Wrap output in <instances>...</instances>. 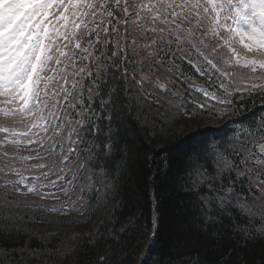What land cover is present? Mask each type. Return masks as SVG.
<instances>
[{
    "label": "snow or ice",
    "instance_id": "1",
    "mask_svg": "<svg viewBox=\"0 0 264 264\" xmlns=\"http://www.w3.org/2000/svg\"><path fill=\"white\" fill-rule=\"evenodd\" d=\"M133 93L172 123L195 122L180 125L192 135L177 146L190 178L193 156L214 157L215 174L201 165L191 183L195 237H177L152 264H264V0H0V203L83 216L85 193H103L97 206L107 205L139 159L122 134ZM256 98L260 108L235 120ZM163 191L153 186L149 207L120 233L157 239ZM145 211L150 231L138 223ZM26 215L0 220V242ZM250 243L261 245L251 258ZM97 247L90 233L72 251L84 252L75 264H125L140 250L122 242L114 256L90 257ZM9 255L4 243L0 257ZM133 264L148 261L141 253Z\"/></svg>",
    "mask_w": 264,
    "mask_h": 264
},
{
    "label": "trees",
    "instance_id": "2",
    "mask_svg": "<svg viewBox=\"0 0 264 264\" xmlns=\"http://www.w3.org/2000/svg\"><path fill=\"white\" fill-rule=\"evenodd\" d=\"M260 103L259 98L254 102L245 100L234 119H243L246 110H258ZM124 116L126 117L124 128L127 131H123L122 134L134 141V147L139 150V159L133 165L131 173H125L120 190L115 193L110 190L108 204L104 206H97L98 199L103 202V193H100L99 197L94 193H85L89 197V209L83 217L58 218L40 209L33 210L24 206L8 208L0 203V220L10 214L17 217L27 214L26 218L16 225L20 229L19 233L13 232L11 239L0 242V248L4 243L7 244L10 254L7 259L0 257V264H75L77 256L82 257L84 252L78 249L73 255L72 251L78 244L86 243L90 233L98 240V247L87 253L90 257L95 258L101 254L114 256L119 251L120 244L126 242L133 246L139 244L140 250L125 264H133L139 260L141 253L148 264H152L161 256L166 257L170 245L176 242L177 237L181 241L189 235L195 237L194 222L201 212L198 203L200 197L194 195L195 190L191 189L195 169L204 165L213 175L215 174L214 157L209 158L201 154L197 159L193 156L192 178L179 163L185 156L177 146L185 147L190 143L187 138L192 135L188 129L181 130L180 125L195 122L178 119L172 123L162 116L155 106L150 107L148 102L138 101L134 93L127 98ZM207 119L202 117L200 123L206 122ZM235 127L237 125L230 122L224 131L231 135L230 130ZM211 130L216 132L215 124ZM215 139L225 142L228 137L217 136ZM208 148L211 151V144ZM166 158L172 161L170 168L163 163ZM200 170L203 171V168ZM186 183L188 187H185ZM153 186L158 190L164 188L159 237L150 241L147 236L140 238L138 232L120 233L121 227L130 216L135 215L138 209L149 207L150 189ZM204 190L207 191V186ZM138 223L141 229L147 225L150 231V214L145 211ZM114 232L120 233L115 239L111 236ZM227 242L225 233V240L222 243ZM22 248L25 250L23 260L20 256ZM29 250L34 254H29ZM247 251L250 258L251 255L258 254L261 251L260 243H250ZM62 252L69 253L67 259L60 255Z\"/></svg>",
    "mask_w": 264,
    "mask_h": 264
},
{
    "label": "rangeland",
    "instance_id": "3",
    "mask_svg": "<svg viewBox=\"0 0 264 264\" xmlns=\"http://www.w3.org/2000/svg\"><path fill=\"white\" fill-rule=\"evenodd\" d=\"M55 216V215H54Z\"/></svg>",
    "mask_w": 264,
    "mask_h": 264
}]
</instances>
